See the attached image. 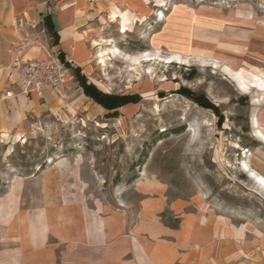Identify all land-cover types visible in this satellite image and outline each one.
Masks as SVG:
<instances>
[{"label": "rangeland", "instance_id": "1", "mask_svg": "<svg viewBox=\"0 0 264 264\" xmlns=\"http://www.w3.org/2000/svg\"><path fill=\"white\" fill-rule=\"evenodd\" d=\"M142 1L126 33L99 30L107 40L83 68L111 104L131 103L103 109L69 71L65 98L0 139V196L62 159L67 192L89 208L132 214L153 181L170 202L227 216L242 242L264 245V190L243 170L264 178V0ZM172 54L182 62L163 61Z\"/></svg>", "mask_w": 264, "mask_h": 264}, {"label": "crops", "instance_id": "2", "mask_svg": "<svg viewBox=\"0 0 264 264\" xmlns=\"http://www.w3.org/2000/svg\"><path fill=\"white\" fill-rule=\"evenodd\" d=\"M144 8L142 0H0V139L20 133L54 104L48 91L19 94L10 71L31 26L44 29L48 49L32 47L26 59H44L47 50L61 54L71 74L78 68L87 79L83 68L99 39L107 40L99 30L126 33ZM66 172L58 159L29 179L10 180L0 196V264H264V245L242 242L243 231L227 216L170 202L157 182L140 185L134 213L105 212L69 195Z\"/></svg>", "mask_w": 264, "mask_h": 264}, {"label": "built area", "instance_id": "3", "mask_svg": "<svg viewBox=\"0 0 264 264\" xmlns=\"http://www.w3.org/2000/svg\"><path fill=\"white\" fill-rule=\"evenodd\" d=\"M44 29L38 30L35 26L30 27V33L21 41L19 54L12 58L10 71L15 75V86L19 94L28 95L35 93L42 97L48 91L54 96L65 98V89L69 80V69L60 60L58 54L46 51L44 59H26L25 51L32 47L48 49ZM6 97H11L7 92Z\"/></svg>", "mask_w": 264, "mask_h": 264}, {"label": "trees", "instance_id": "4", "mask_svg": "<svg viewBox=\"0 0 264 264\" xmlns=\"http://www.w3.org/2000/svg\"><path fill=\"white\" fill-rule=\"evenodd\" d=\"M47 30L51 33V28L48 27ZM53 35V44H56V34L52 33ZM60 60L64 63V65L70 70L71 65L62 57L61 54H58ZM73 77L75 78V81L79 85V87L82 89L84 95L91 99L94 103L98 104L105 110H113L114 108L122 107L125 104L131 103V100L129 98L120 99L118 102L111 104L108 101L107 95H103L100 91L96 89L95 86L92 84H89L87 82V79L80 74V70L78 68L72 69Z\"/></svg>", "mask_w": 264, "mask_h": 264}, {"label": "bare ground", "instance_id": "5", "mask_svg": "<svg viewBox=\"0 0 264 264\" xmlns=\"http://www.w3.org/2000/svg\"><path fill=\"white\" fill-rule=\"evenodd\" d=\"M160 17H162V15H160ZM106 42V41H104ZM95 45H99V44H95ZM99 55L97 56L99 59H100V63L103 64V66H105V57H104V52L103 51H100L98 52ZM113 54L115 53H119L118 50H113L112 51ZM161 59V58H160ZM138 59H135V62L137 61ZM152 59L149 57V55H146V59H144L143 61H151ZM163 61L167 62V63H173V62H182V59L180 58L179 55L177 54H172L171 56H168L166 57ZM132 63V62H131ZM243 170H245L249 176L251 178H253V180L256 182V184H258L263 190H264V178L260 175H257L255 174L253 171L249 170L246 166V164H243Z\"/></svg>", "mask_w": 264, "mask_h": 264}]
</instances>
